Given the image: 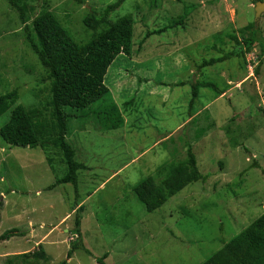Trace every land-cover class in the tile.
<instances>
[{"label": "rangeland", "instance_id": "rangeland-1", "mask_svg": "<svg viewBox=\"0 0 264 264\" xmlns=\"http://www.w3.org/2000/svg\"><path fill=\"white\" fill-rule=\"evenodd\" d=\"M29 21L49 9L80 43L92 35L83 19L116 0H21ZM184 24L142 41L147 30ZM252 0H124L111 13L135 19L132 55L121 53L105 82L124 115L123 127L104 131L79 119L68 140L76 158L91 168L78 183L49 188L68 171L60 150L11 146L0 134V235L17 227L23 235L0 239V264L13 254L43 245V264H60L77 235L82 241L68 264H200L264 212V56L256 44L240 58L199 68L232 50L235 34L255 23L264 34V9ZM102 29V28H101ZM220 37V39H219ZM222 39V40H221ZM46 68L26 41L25 24L8 0H0V95L19 92L16 104L37 106L50 118ZM138 78L141 81H138ZM216 82L201 88L190 107L191 80ZM188 81L185 85L177 82ZM11 110L0 117V128ZM193 147L206 182L189 184L148 212L133 187L166 162ZM51 157L52 164L49 163ZM84 206L82 211L77 208ZM77 207V208H75ZM18 264V262H15Z\"/></svg>", "mask_w": 264, "mask_h": 264}, {"label": "trees", "instance_id": "trees-1", "mask_svg": "<svg viewBox=\"0 0 264 264\" xmlns=\"http://www.w3.org/2000/svg\"><path fill=\"white\" fill-rule=\"evenodd\" d=\"M8 1L25 24L26 41L47 70L44 80L50 83L47 106L50 108L51 117L43 118L37 106L27 108L22 103L16 104L19 92L13 89L0 95V117L11 110L10 118L0 128V134L11 146L44 149L53 147L60 150L68 171L48 187L54 188L62 183H73L77 186L79 172L91 167L76 158V149L67 138L71 130L70 122L79 119L85 124L100 126L104 131H116L123 127V112L112 99L105 79L109 68L121 53L132 55L134 16L131 13L125 14L116 20L110 17L124 0L109 3L101 11H89L83 22L92 30V35L86 42L80 43L53 11H41L31 24H28V11L22 1ZM258 1L264 0H252L254 3ZM194 8V4L187 5L179 20L174 19L160 28L147 30L142 41L153 34H161L184 24V20ZM230 37L236 40L235 47L219 57L203 60L199 64L200 69L234 57L240 58L245 53H251L256 44L260 45L261 57L264 56V34L255 23L242 29L241 40L235 34ZM138 81L141 79L138 78ZM187 82L180 81L176 85H185ZM191 84L190 107L200 96L202 87L215 90L216 95L223 92L216 82L192 79ZM49 163L52 164L51 157ZM208 178L209 175L204 174L199 167L193 147L188 145L183 159L161 164L155 174L142 179L133 190L146 210L153 212L189 184L206 182ZM83 209L84 206H80L76 212ZM81 221V215L77 214L75 227L72 229L77 238L73 240L66 258L60 264H68V259L74 251L85 247ZM24 233L23 230L13 227L2 233L0 239L8 240ZM84 249L90 252L86 247ZM107 257L108 253H105L98 257L97 261L106 264ZM43 258L47 259L48 254L44 246L40 245L33 252L13 254L7 259L8 264H43L40 260ZM200 264H264V212L230 240L224 241L220 249Z\"/></svg>", "mask_w": 264, "mask_h": 264}, {"label": "water", "instance_id": "water-1", "mask_svg": "<svg viewBox=\"0 0 264 264\" xmlns=\"http://www.w3.org/2000/svg\"><path fill=\"white\" fill-rule=\"evenodd\" d=\"M256 3H257L256 4V17H257L256 20H258V17L260 16L261 11L264 9V1H258Z\"/></svg>", "mask_w": 264, "mask_h": 264}]
</instances>
